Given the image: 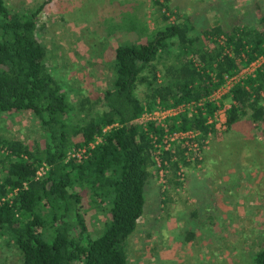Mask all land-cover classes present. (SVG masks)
<instances>
[{"label": "trees", "instance_id": "16d2710c", "mask_svg": "<svg viewBox=\"0 0 264 264\" xmlns=\"http://www.w3.org/2000/svg\"><path fill=\"white\" fill-rule=\"evenodd\" d=\"M51 1L18 9L0 0V113L30 111L41 127V138L33 144L0 134V236L19 250L20 264H128V239L143 213L155 163L150 133L163 132L155 122L140 124L138 116L156 104L167 107L204 98L202 106L168 118L169 130L198 131L201 142L209 138V145L212 136L248 118L263 135L264 62L235 82L219 104L208 96L223 83L224 74L238 72L264 53V17L258 22L225 19L197 28L193 17L184 15L152 30L147 25L133 30L135 22L126 16L122 26L130 39L115 47L112 85L73 101L71 90L49 68L48 46L37 36L43 27L39 13ZM136 33L140 41H134ZM98 103L105 108H97ZM225 103L226 129L218 131L207 120ZM78 112L82 117L74 121ZM79 147H86V156L69 155ZM206 148L192 161L182 142L173 151L161 149L165 186L182 188L187 169H199L207 160ZM159 186L168 204L171 196ZM212 188L216 193L212 196L209 189L199 203L217 222L216 205L209 206L205 198L214 199L224 188ZM234 210L228 214L235 217ZM100 211L104 215L99 223L105 228L98 234L100 225L91 227L90 221ZM192 232L187 231L189 238ZM262 237L258 248L249 251L250 264H264Z\"/></svg>", "mask_w": 264, "mask_h": 264}, {"label": "rangeland", "instance_id": "374dc122", "mask_svg": "<svg viewBox=\"0 0 264 264\" xmlns=\"http://www.w3.org/2000/svg\"><path fill=\"white\" fill-rule=\"evenodd\" d=\"M41 1L7 0L18 9L36 7ZM117 1L52 0L39 13L43 27L37 36L48 46V66L64 87L71 90L73 101L82 95L95 96L100 89L112 85L115 47L130 39L126 31L117 28L126 21V16L131 22L139 20L150 30L184 15L192 16L197 28L225 19L258 22L264 17V0H122L123 4L116 5ZM164 1L167 5L161 6ZM136 36L134 41H140V35ZM142 89L140 85L138 91ZM97 108L105 107L98 103ZM79 117L82 113L72 115L74 121ZM254 128L247 118L212 136L206 148L210 151L207 161L195 171L187 169L188 187L186 182L182 188L176 189L171 184L166 187L171 196L168 204L163 202L166 196L160 193V183L151 167L144 210L128 239V264H250L249 251L257 247L260 235L264 237V194L260 202L248 201L251 213L241 214L239 221L228 214V203L234 198L243 201L244 193L250 190L245 188L244 192L242 188L243 194H238L242 185L254 186L259 182L264 189V172L258 167L264 156H257V149L264 154V134L259 135ZM0 134L33 144L41 138V127L30 111L0 113ZM235 151L241 158L234 161ZM255 168L259 172L252 173ZM219 184L224 189L220 188L221 193L212 199V193H216L212 187ZM209 189L212 196L205 201L209 206L216 205L217 222L200 208L199 202ZM245 206L242 202L238 210L243 213ZM103 215L102 211L93 212L91 227L99 226ZM104 228L103 223L97 233ZM190 229L194 234L191 238L187 233ZM0 264H20L19 250L5 235L0 236Z\"/></svg>", "mask_w": 264, "mask_h": 264}, {"label": "built area", "instance_id": "2783aa9c", "mask_svg": "<svg viewBox=\"0 0 264 264\" xmlns=\"http://www.w3.org/2000/svg\"><path fill=\"white\" fill-rule=\"evenodd\" d=\"M171 19V18H170ZM264 62V53L260 54L256 59L252 60L249 64L242 67L238 72L234 74H224V81L217 88H215L212 93L208 96L209 100L216 101L219 104L218 100L222 95L227 93L231 86L241 80L248 74H254L256 70L262 65ZM203 100L191 101L186 103H179L175 105H170L164 107L160 104H156L153 109L148 110L144 109L143 112L138 116L137 121L142 125H147L149 122H155L159 127L163 128L162 133H150V138L155 146V163L153 165V172L157 174L158 181L165 188L166 182V172L167 169L162 165V150L161 149H172L173 146L176 145V142H182L186 146V158L190 161L195 160V158L200 159L202 157V151L207 147L209 138L205 139V144L201 142L198 137L199 132L195 130H182V129H173L169 130L168 126V118L171 116L177 115L184 109H194V105L202 106ZM229 104H224L219 106V108L214 112L213 116H208V122L214 123L215 128L218 131H223L226 129V108ZM109 126L105 127L103 130L105 131ZM101 138L97 137L96 141H99ZM93 145V144H91ZM70 156L81 159L83 156L87 155L86 147L74 148L69 152ZM185 166L180 167L178 170V174L180 175V179L183 178ZM41 173V172H38Z\"/></svg>", "mask_w": 264, "mask_h": 264}, {"label": "crops", "instance_id": "0c3cea01", "mask_svg": "<svg viewBox=\"0 0 264 264\" xmlns=\"http://www.w3.org/2000/svg\"><path fill=\"white\" fill-rule=\"evenodd\" d=\"M138 1V0H137ZM109 4L111 3V2H108ZM129 3V2H128ZM121 4H123V1L122 0H119V1H117L116 2V5H121ZM128 5V4H127ZM134 5V4H133ZM128 7H130V5H128ZM131 9V8H130ZM121 11V10H120ZM124 11V10H123ZM141 27L143 28V27H145L142 23H140V21L138 20L137 22H135V24L133 25V30H137V29H141ZM119 28H121V29H124V26H120ZM207 152V155L210 153V151L209 150H207L206 151ZM237 151H235V159H234V161L235 160H237L238 158H241V157H238L236 154ZM264 156V154H262V152H261V150H258L257 149V156L258 157H262V156ZM205 161H207V160H205ZM238 165V163H236V166ZM258 167H259V171L260 172H264V160H260V162H259V165H258ZM200 168V167H199ZM198 168H195V167H192V168H190L189 170H192V171H195V170H197ZM256 171H258L256 168L252 171V173L254 172H256ZM258 171V172H259ZM197 172H199V170L197 171ZM259 177V176H258ZM220 185V184H219ZM249 185V184H248ZM186 187H188V184H187V182H186ZM231 188H233V184L231 185ZM242 188L244 189V192L246 191V189L245 188H247V189H249L250 190V192H248V193H244V199H243V201H240L239 199H233L232 201L233 202H230V203H228V206H229V210L228 211H230V210H233V209H235L234 210V214H235V219H237V217L239 218V217H241L244 213H247V212H250V209L248 210V206H249V204H248V201L249 202H252V200L254 199L256 202H260V201H262L261 199H262V197H261V195L262 194H264V189H263V187L260 185L259 186V182H257L256 184H254V186H253V184L252 183H250V185L249 186H245L244 187V185H242L241 187H240V190H234V191H232L233 193H235L236 194V191L238 192V194L239 193H241L242 192ZM252 192L253 193H255L254 195L252 194ZM242 194H243V192H242ZM231 195H232V197H235L236 195H233L232 193H231ZM249 195V196H248ZM250 199V200H249ZM252 199V200H251ZM236 201V202H235ZM234 202H235V205H236V207L234 208L233 207V204H234ZM244 203L246 206H245V209H244V212L242 213L240 210H238V207H239V205L241 204V203ZM231 206H232V208H231ZM251 213V212H250ZM242 214V215H241ZM251 218V217H250Z\"/></svg>", "mask_w": 264, "mask_h": 264}]
</instances>
